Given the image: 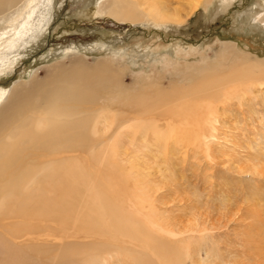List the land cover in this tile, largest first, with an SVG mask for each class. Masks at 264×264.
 <instances>
[{
  "label": "rangeland",
  "instance_id": "obj_1",
  "mask_svg": "<svg viewBox=\"0 0 264 264\" xmlns=\"http://www.w3.org/2000/svg\"><path fill=\"white\" fill-rule=\"evenodd\" d=\"M43 1L37 0L39 5ZM96 1L48 0L44 17L25 36L26 43L0 59V84L15 81L28 92L32 83L42 91L64 83V89L78 91L77 85L66 84L77 80L70 77L73 71L82 69L88 93L84 108L114 110L113 130L131 125V130L122 131L125 135L114 138V148L110 146L120 159L106 157V151L111 153L109 143L90 153H68L86 157L87 168L80 177L50 185L52 190L41 195L27 214L0 216L5 217L0 235L21 245L27 259L40 258L41 264L70 251V244L119 245L102 238L107 233L99 231L102 236H97L93 228L101 226L106 232L105 225L113 219L132 227L125 211L135 197L146 194L152 207L145 210L151 208L154 219L193 231L190 251L194 254L197 249L192 258L199 263L264 264V73L239 79L231 77L233 65H223V49L232 44L251 62L262 60L264 68V0L207 4L201 0L190 14L184 12L187 0H162L167 13L179 9L185 19L159 26L120 23L98 15ZM210 67L216 75L231 77L220 96L183 102L164 98L154 110L158 112L142 113L140 104L151 106L154 92L163 91L164 96L172 84L195 86ZM44 97L34 94L32 103L37 105ZM138 100L140 104H135ZM180 102L192 108L188 123L173 117ZM169 115L175 123L184 122V139L158 141L146 127L153 118L163 125ZM134 120L142 122L146 134L134 127ZM194 124L199 126L196 145L189 141ZM88 144L93 145L90 140ZM95 158L102 163L96 165ZM30 159H36L35 165L52 160V155L31 151ZM90 183L96 190L92 196L87 193ZM35 186L44 190L47 184L38 180Z\"/></svg>",
  "mask_w": 264,
  "mask_h": 264
},
{
  "label": "bare ground",
  "instance_id": "obj_2",
  "mask_svg": "<svg viewBox=\"0 0 264 264\" xmlns=\"http://www.w3.org/2000/svg\"><path fill=\"white\" fill-rule=\"evenodd\" d=\"M47 1L44 0L39 5L37 0H0V59L12 53V48L15 50L22 44L24 45V42L26 43L25 36L44 17ZM202 1L187 0L188 7L184 12L192 13ZM210 1L204 0L206 4ZM95 3L97 7L95 13L98 15L103 13L106 17L120 23L159 26L165 22L180 23L185 19L181 17L183 11H178L179 9L167 13L168 9L163 6L162 0H97ZM106 7L107 10L104 11ZM223 54L225 56L223 65H233L231 77L249 79L257 73H264L263 63H260L263 62L262 60L251 62L247 54L241 55L232 44L226 45ZM216 72V69L206 68L202 74L204 80H199L198 85V82L195 86L189 87H186V84H172L171 87L174 88L171 92L173 93L169 92L164 96L163 91L154 92L155 96L151 106L140 104L139 100L135 104H140L143 107L142 113L147 115L158 112L154 110L159 108L157 104L164 102V98H169L168 102L173 99L183 102L191 98L199 99L200 96L205 99L220 96L222 89L229 84L231 77L226 74L216 75ZM82 74V69L73 71L70 77H75L77 80H71L69 84H66L68 86L77 85L78 91L64 89V83L51 86L48 90L43 91L42 86H34L32 83L28 87L31 89L28 92H25L22 86L15 81L0 84V216L11 213L18 216L27 214L28 209H32V207L35 209L41 195L52 190L50 185L78 179L87 168L83 163V161H87L86 157L82 155L68 156V153L79 150L90 153L97 146L106 143L110 144L107 145L108 149L114 148V138L116 139V136L122 134L125 135L124 132L122 133L124 130H131L130 124V126L122 124L120 128L113 130L116 120V114H113L114 110L113 112L104 107H98L95 112H88L87 108H84L88 93L82 85L85 79ZM34 94L45 97L42 102L34 105L32 103ZM140 96H143V93ZM165 105L167 104L165 103ZM176 108V115L172 116L181 118L188 123L189 115L193 112L192 108L188 107L187 109L185 102ZM142 113L141 115H143ZM173 117L166 119L163 125L160 124L161 126L159 119L149 118L146 127L158 141L182 140L185 136L182 130L184 122L180 120L175 123ZM141 123V121L134 120L132 124L138 131L141 128L145 131L147 128H144V125L141 126ZM196 125L198 124L192 125L194 136L193 139H189L193 145L197 144L199 137V134L196 133L199 126ZM142 135L144 137V132ZM89 140L93 145L88 144ZM144 145L146 144L144 143ZM31 151H43L48 156L52 155V160L34 165L36 159H30ZM110 151L111 153L106 151V157L113 156L114 159H120L113 155L116 152H113L112 149ZM105 160L108 161V159ZM95 161L96 165L102 163L96 158ZM107 164V167L110 164L113 165L112 163ZM15 166L16 171H12L15 173V179L12 180L10 171ZM38 180L46 181V189L41 190L35 186ZM126 181L128 182V180ZM75 183L76 181H74V185ZM100 184L104 183L100 180ZM94 188V184L90 183L87 190L89 196H92L96 191ZM73 194H76L75 190H73ZM141 195L135 197L133 206L129 205L131 209L125 211L132 227L123 220L114 219L109 222L110 225H105L104 231L106 232H102L104 228L101 229V226L92 227L94 230L97 229V233L99 231L107 233L104 236L98 233L97 236L101 234L102 238L119 241V245L111 242L94 243L93 241L92 244L95 245L70 244V251L63 252L58 259L47 258L48 264H187L189 260L192 262L191 264H202L198 259L192 258L197 252V249L194 248L196 251L192 254L190 249L193 244L191 241L193 236L190 235L193 231L181 230L175 224L154 219L153 212H150L151 208L145 210V208L152 207V201L149 197H145L146 194L144 197L143 194ZM135 198L133 196V199ZM87 204L92 206L94 203L89 200ZM4 218L0 217V221H4ZM15 218L17 219L16 216ZM3 226L0 225V228ZM90 232L87 233L90 234ZM17 245L9 238H5V235H0V264H41L40 258L27 259L24 248ZM196 260L198 261L195 262Z\"/></svg>",
  "mask_w": 264,
  "mask_h": 264
}]
</instances>
